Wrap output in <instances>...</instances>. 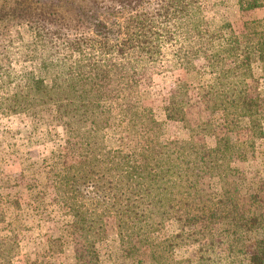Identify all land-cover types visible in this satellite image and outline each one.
<instances>
[{
	"label": "trees",
	"instance_id": "obj_1",
	"mask_svg": "<svg viewBox=\"0 0 264 264\" xmlns=\"http://www.w3.org/2000/svg\"><path fill=\"white\" fill-rule=\"evenodd\" d=\"M224 1L0 4V35L7 43L0 59H8L17 42L23 48L21 60L33 64L22 73L18 91L0 99V110L36 114L51 106L63 119L66 139L81 148L77 161H58L51 170L55 196L69 203L72 223L83 239L78 264L98 261L97 239L106 232L110 217L122 240L141 236L145 245L154 246L155 222L175 219L181 231L163 241L171 248L180 242L202 243L209 236L213 243L212 225L221 222L227 253L203 250L196 264H247L246 234L264 227V210L257 195L242 201L231 159L243 161L248 151L264 149V18L245 19L235 31L232 23L204 12L206 5ZM234 1L242 12L264 7V0ZM13 26L25 30L13 35ZM1 66L4 77L9 70ZM176 69L200 70L204 81L197 96L205 110L223 112L227 124L247 118L248 138L233 142L204 123L199 126L216 136L215 147L199 149L192 140L163 143L162 124L144 103L142 89L152 75ZM192 105L189 84L178 81L165 106L166 116L184 122L193 134L197 127L186 116ZM213 177L221 180L225 199L214 198ZM191 223L199 226L197 231H186ZM47 241L55 253L63 239ZM20 254L18 233L5 223L0 229V264H22ZM24 264L46 262L31 255ZM248 264H264V239Z\"/></svg>",
	"mask_w": 264,
	"mask_h": 264
},
{
	"label": "rangeland",
	"instance_id": "obj_2",
	"mask_svg": "<svg viewBox=\"0 0 264 264\" xmlns=\"http://www.w3.org/2000/svg\"><path fill=\"white\" fill-rule=\"evenodd\" d=\"M3 1L9 5L14 2L0 0V4ZM204 12L208 17L232 23L235 31L241 30L245 19L264 18V7L242 12L234 0H226L221 5L208 4ZM103 18L112 20L113 15H104ZM24 30L13 26L11 34L15 35L16 31ZM2 32L4 30L0 20V34ZM25 39L29 40V37L25 36ZM6 44L0 35L1 55ZM10 50L8 59H0V67L3 65L9 70V74L4 77L0 73V99L13 96L18 91L15 87L21 81L22 73L31 70L33 66L31 62L21 60L23 48L19 43L15 42ZM259 72L262 71L259 69ZM2 79L11 81V84H4ZM180 80L189 84L193 97V105L186 111L190 124L197 127L193 134L184 122L169 120L165 112V106L170 96L176 92V83ZM203 81L200 70L187 72L176 69L152 75L143 86L144 103L153 108L162 124L163 143L192 140L199 149L215 147L216 136L210 131H202L199 126L204 123L213 124L217 134L227 136L233 142L248 138L247 118H243L238 125L227 124L223 112L205 110L197 96L199 85ZM262 108L264 115V102ZM41 109L36 114L7 113L0 110V229L5 223H9L17 231L21 241L18 262L22 264L31 255L46 264H78L77 255L82 252L83 239L72 223L69 203L60 201L55 196L51 170L58 161H77L81 148L75 140L66 139L63 119L55 115L51 106ZM231 164L240 186L242 201L247 203L252 195H257L264 210V149L248 151L243 161L233 156ZM210 189L216 200L225 199L219 177L211 179ZM224 207L226 206L223 205L222 208ZM106 224V232L97 239L99 257L93 264H176L179 261L182 264H196L203 250L208 254L212 250L219 255H225L228 251L221 222L212 225L213 243L209 241V236L202 243L180 242L173 248L163 244V241L181 231V225L171 217L155 222L152 237L156 246L145 245L141 236L122 240L111 217L106 220ZM198 227L191 223L186 226V231H197ZM55 237H61L63 241L53 253L49 251L47 240ZM261 239H264V227L246 234L248 254L244 259L245 263H249L250 254L257 250Z\"/></svg>",
	"mask_w": 264,
	"mask_h": 264
}]
</instances>
